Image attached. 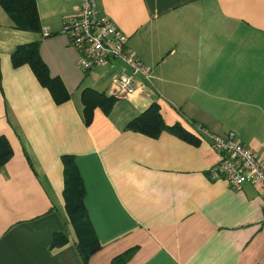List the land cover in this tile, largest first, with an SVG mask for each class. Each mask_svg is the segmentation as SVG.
Here are the masks:
<instances>
[{"label": "crops", "instance_id": "1", "mask_svg": "<svg viewBox=\"0 0 264 264\" xmlns=\"http://www.w3.org/2000/svg\"><path fill=\"white\" fill-rule=\"evenodd\" d=\"M78 2L35 0L38 33L15 27L0 5V138L11 148L0 165V264H83L65 215L63 156L78 171L99 243L86 264H109L126 250L123 264H264L257 186L209 180L218 156L192 128L235 134L264 166V0H98L100 15L151 69L108 109L112 69L83 73L60 34ZM34 41L65 102L52 101L28 64L11 65L14 49ZM86 88L103 104L84 124ZM151 104L189 137L127 130ZM56 235L68 242L53 245Z\"/></svg>", "mask_w": 264, "mask_h": 264}, {"label": "built area", "instance_id": "2", "mask_svg": "<svg viewBox=\"0 0 264 264\" xmlns=\"http://www.w3.org/2000/svg\"><path fill=\"white\" fill-rule=\"evenodd\" d=\"M98 0H79L75 15H69L61 23L60 34L67 37L69 46L77 53V65L87 75L98 67L108 65L115 100L128 97L133 91L136 75L149 80L150 67L137 60L127 49L128 38L110 18L97 10ZM43 34L50 33L45 28ZM194 132L209 140L217 153V162L207 170L209 180H225L233 189L243 184L257 186L264 202V166L250 147L242 145L235 134L217 135L201 125L192 126Z\"/></svg>", "mask_w": 264, "mask_h": 264}, {"label": "trees", "instance_id": "3", "mask_svg": "<svg viewBox=\"0 0 264 264\" xmlns=\"http://www.w3.org/2000/svg\"><path fill=\"white\" fill-rule=\"evenodd\" d=\"M0 5L5 11V14L14 22V26L22 31H31L38 33L40 31L39 18L36 13L35 0H0ZM39 45L37 42L27 43L26 45H19L14 49L11 55V65L18 66L20 64L29 65L33 71V75L37 78L39 83L49 90L52 101L56 103L65 102L69 97L68 92L63 88L61 80L57 77L51 78L48 74V68L44 64L39 55ZM103 96L87 88L81 92V102L83 109L81 110L84 124L90 123L92 118L93 108L97 105H102ZM114 99L108 98L107 107ZM105 104V102H104ZM157 104H151L144 112L131 120L126 126L129 131L140 132L141 135L157 137V134L165 130L173 132L182 137H189L183 129L178 125L166 126L163 118L158 110ZM105 109V110H106ZM11 148L5 140L0 138V165H3L10 157ZM62 165H64V188L63 196L65 203V215H67L70 228L73 229L75 234V247L76 253L81 258V262L86 264L89 257L99 249V243L95 239L90 221L86 215V210L82 200L84 199L85 192L78 171L73 164L71 157L62 158ZM60 242L57 241L60 239ZM53 245L66 244L67 237L56 235L52 239ZM132 254L131 250H126L124 254L117 255L112 259L109 264H123Z\"/></svg>", "mask_w": 264, "mask_h": 264}]
</instances>
